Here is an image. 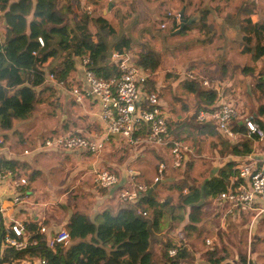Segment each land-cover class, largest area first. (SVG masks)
Instances as JSON below:
<instances>
[{
  "label": "trees",
  "instance_id": "obj_1",
  "mask_svg": "<svg viewBox=\"0 0 264 264\" xmlns=\"http://www.w3.org/2000/svg\"><path fill=\"white\" fill-rule=\"evenodd\" d=\"M33 1L34 3L31 0H20L11 5L5 15L7 27L5 43L0 42V129L2 130H11L14 120L26 119L37 106L40 92L36 89L44 84V65L48 60L60 61V66L48 69L49 74H52L55 82L58 83L67 80L70 73L75 70V59L84 54L89 55L90 69L98 77L109 79L118 74L116 68L110 66L111 52L125 53L131 47L130 39L121 37L112 45L111 52L107 53L105 39L113 36L115 30L102 10H94L86 14L81 7H71L67 4L66 13H63L60 3L64 0ZM121 5L124 7L121 12L123 19L133 15L143 6L140 0L122 1ZM212 10L214 13L217 12L215 9ZM210 12L211 10L202 12L198 23L185 25L180 33L199 30L203 36H208L207 41L211 42V26L206 21ZM70 15L76 17L71 26L68 23ZM171 24L168 29L170 34L179 28L180 21ZM238 34L240 54L250 56L254 63L264 57V25L260 26L249 18H243L238 21ZM37 38H42L44 41V48L40 51ZM34 51L39 53L36 58L32 56ZM132 59L135 65L145 72L154 73L161 64V57L147 44H140L139 50L135 56L132 55ZM181 79L185 90L195 96L196 108L191 119L196 123V113L200 110L211 111L219 100L218 93L215 89H205L207 87L202 85V79H188L184 76ZM254 81L253 90L256 93L257 108L249 118L254 120L264 133V76L259 74L254 77ZM150 93H155L159 98L156 83L152 80L145 84L142 95L147 96ZM142 108L146 106L143 105ZM239 119L243 121L246 118L240 115ZM196 124L198 130H209V135L218 138L214 147L220 157L232 156L248 162L247 157L253 151L252 140H259L255 135L252 139H248L245 125L238 124V121L231 125L232 130L239 134L235 142L224 139L213 122ZM167 126L169 130V120ZM146 134L147 128L142 124L135 136L143 137ZM236 165L235 162L230 161L217 172L216 177L205 181L200 187H189L186 190L191 191L190 195L184 196L182 193L186 181L179 184L165 183L169 187L175 186L174 190L178 193L177 204L174 206L169 207L171 202L169 198L163 201L157 200L155 190L150 197L147 192L141 194L133 204L140 208V212L146 213V216L149 213L150 222L136 214V209H122L115 216L103 212L94 219L79 212L72 213L65 224V230L69 234L67 246L58 245L53 249L48 248L45 239L52 234L44 239L46 233L41 234L39 229L36 232L35 226L27 225L26 232L31 234L33 239L38 240L37 244L30 245L22 251H15L9 247L1 250L0 247V264H38L41 261L45 264H194V252L184 243L174 245L168 242L157 252L150 250L151 231L159 230L161 220L166 214L164 211L166 207H168L167 214H171L169 219L172 222L176 220L178 224L183 223L184 218L182 215L175 218L174 211L188 208L187 223L183 228L194 230L204 221L203 210L206 201L234 187L233 184L231 186V179L238 178ZM21 166L14 161L0 159V173L8 170L12 174ZM182 166L189 167L187 159H184ZM182 166L179 168L181 174ZM142 203L144 208L140 207ZM243 218L247 219L245 216ZM258 218H264V215ZM256 219L251 221L250 225L248 223V229L254 226L255 230ZM171 248L177 249L173 257L168 255V250ZM218 251L217 248L206 252L203 255L204 260L208 264H245L243 257L237 256L229 261L227 255H219Z\"/></svg>",
  "mask_w": 264,
  "mask_h": 264
},
{
  "label": "crops",
  "instance_id": "obj_2",
  "mask_svg": "<svg viewBox=\"0 0 264 264\" xmlns=\"http://www.w3.org/2000/svg\"><path fill=\"white\" fill-rule=\"evenodd\" d=\"M18 1L20 0H0V42L2 44L5 43L7 29L5 15L9 7ZM31 1L34 3L33 0ZM118 1L121 2L122 0ZM162 1L167 10H170V12H182L185 18L194 15L196 10L201 8L208 7L210 10L213 8L216 11L219 10L218 12L220 13L222 11L217 2L219 0ZM224 1L228 2L229 0ZM243 3L244 12L242 13V19L249 18L253 23H257L260 26L264 25V0H245ZM236 8L235 6L234 11ZM213 13V10H211L207 23L212 20ZM224 16L223 14L219 15L220 18ZM58 66H60L59 60H48L44 65L45 78L49 74L48 69ZM155 72L157 74L155 80L156 89L159 91L158 99L164 110L167 113L170 112L171 118L168 119L169 134L170 136L172 135L173 139L189 146L191 149V153L186 155L189 167L182 166V174H178L175 169L170 168L171 156L167 149L148 146H127L118 137H109L115 143L113 145L110 144L108 147L106 146L105 150L98 155L84 151L61 150L44 146L46 139L62 134H76L96 140H102L106 137L98 117L99 107L90 101L83 105H78L70 96L71 87L79 84L83 76L79 62L75 59V70L70 73L66 81L62 83L44 81V84L36 89V91L40 92L38 95L39 102L26 119L14 120L12 130L0 129V138L3 142L0 147V159L14 161L22 165L15 169L12 174H8L7 172H10L8 170L5 171L3 173L4 178L0 180V207L3 210V222L8 224L12 221H19L25 226L33 225L36 232L41 226H44L46 228L45 239L50 234L53 235L65 229V224L72 213L75 212L85 214L94 219L103 212H108L115 216L122 209L140 211V208L134 204L119 201L118 194L120 191L130 190L138 184L146 185L149 188L152 187L155 184L153 180L158 175L160 163L167 165L166 170L162 173L164 176L162 175L163 177H161L160 181L165 179L168 180L166 183L186 181V184H191L195 187H200L205 181L216 177L217 172L228 162H235L237 164L236 167L243 163L242 158L220 157L214 147L218 138L209 135V130H198V125L190 118L192 115L187 116L190 118V123L186 122L187 117L184 118V121L180 118H174L176 108L170 105L166 96L162 95L164 92H161V64ZM180 78L179 76L178 79ZM176 84L177 82L175 81L173 89ZM173 89L172 91H174ZM220 96L221 102L233 106L231 100L225 96L223 98L222 94ZM237 112L242 115L240 111ZM194 126H196L195 129ZM252 147L251 156L255 162V168L259 169L264 164V139L255 140V144L252 142ZM164 155L170 157L168 163L164 161ZM99 168L111 170L110 172L118 177V184L111 189H98L93 186L91 174ZM18 178H24L26 184L14 189L12 181ZM233 180L231 179V181ZM164 185L165 183H160L155 189L157 200L161 201L163 197H169L172 199L171 203L175 204V195L172 193L175 186H166L164 187L165 190H162ZM186 189L188 188L184 187L182 191L184 196L191 194V191L188 192ZM18 194H22L24 200L14 204L13 198ZM215 199L216 197L206 201L203 211L205 216L208 213L211 214L209 216L211 220H221L222 227L226 226L227 221L233 220L235 222V219L243 216L247 217L248 215L251 216L250 221H253L254 217L252 215L254 214L249 211L242 212L240 215L234 213L226 214L230 206L225 203H217ZM140 207L144 208V204L142 203ZM208 208L211 212H209ZM188 212V208L180 210L184 219L183 223L178 224L177 229L186 225ZM222 212H225V214ZM212 214L214 218H212ZM144 219L150 222L147 216ZM171 222L172 220L170 219ZM160 231L161 229L158 230L159 234L157 236L163 234ZM152 232L155 233L156 231L152 229L151 239ZM184 244L189 246L186 240ZM159 249L160 245L152 249L151 240L150 250L157 252ZM199 251H195L194 264H208ZM234 258H237V256Z\"/></svg>",
  "mask_w": 264,
  "mask_h": 264
},
{
  "label": "rangeland",
  "instance_id": "obj_3",
  "mask_svg": "<svg viewBox=\"0 0 264 264\" xmlns=\"http://www.w3.org/2000/svg\"><path fill=\"white\" fill-rule=\"evenodd\" d=\"M122 1L129 2L131 0ZM140 1L143 6L139 7L133 15L128 16L126 19L122 18L123 14L121 15V12L124 7L118 0H111L110 2L109 0H76L70 2L64 0L61 1L60 8H62L63 13H66L67 4L71 7H81L84 12L86 7H89L92 11L102 10L115 30L113 36L105 39L108 47L107 53L111 52L112 45L121 37L130 39L131 47L126 53L131 56H135L140 44H147L153 48L161 57V92H164L162 95L166 96L170 105L176 108L175 119L180 118L184 121L185 117L194 114L196 108V99L193 93L185 90L181 78L177 80L186 71L194 72L196 78L200 80H207L209 87L205 89H215L219 98L222 94L223 98L225 96L231 100L234 108L240 111L242 116L243 114L245 118L253 116L257 108L256 93L253 90L254 77L259 74L264 76V57L254 63L250 56L240 54L238 21L243 17L242 5L245 0L217 1L222 11L220 13L218 10V13H213L212 20H209L210 23L208 24L211 26L210 33L212 34L211 42H208V36H203L199 30L171 35L168 33V29L172 24L169 21L167 22V14L176 13L177 11L170 12V10H167L162 0ZM235 6L237 8L234 11ZM219 13L225 16L220 18ZM75 20L76 17L70 15L68 19L69 26ZM162 24L165 27H162ZM155 80L156 78L152 81L155 82ZM175 81L177 84L173 89ZM167 114L168 118H171L170 112ZM190 118L187 117V123H190ZM191 124L193 123L191 122ZM195 128L196 126H194ZM108 141L107 147L115 143L110 138ZM164 156V161L168 163L170 157L168 155ZM175 170L178 174H181L180 169ZM176 184H179V182ZM183 185L187 188L189 186L190 188L195 187L186 183ZM166 186L164 185L162 190H165L164 187ZM172 193L175 195V204L170 202L169 207L177 204L178 193L175 190ZM163 200H165L164 197L161 201ZM167 210L168 207L164 209L166 214L161 220L159 228L163 234L157 236L158 231H156L158 233L152 232V249H155L157 245H160L161 248L168 242L182 244L186 240L189 244L188 247L193 250L194 254L196 250L201 249L199 253L203 256L212 248H218L219 255H227L229 261L239 256L244 258L245 264H264V218L256 219L254 223L255 230L253 229L254 226L250 230L247 228L248 223L250 225L251 222L249 220L250 215L247 216V219L241 217L235 219V222L233 220L227 221L226 226L222 227L221 220H211V217H209L211 214L208 213V215H204V221L194 230H188L185 227L177 229L179 225L176 220L170 223L169 217L171 214H167ZM208 210L211 212L209 208ZM222 213L225 214V212ZM173 215L178 218L182 213L175 210ZM147 217L149 218V213ZM212 218H214L213 214ZM205 240H210L211 244L207 246Z\"/></svg>",
  "mask_w": 264,
  "mask_h": 264
},
{
  "label": "built area",
  "instance_id": "obj_4",
  "mask_svg": "<svg viewBox=\"0 0 264 264\" xmlns=\"http://www.w3.org/2000/svg\"><path fill=\"white\" fill-rule=\"evenodd\" d=\"M111 0H109L110 2ZM85 12L90 14L92 10L85 8ZM167 18L170 23L179 22L180 13H168ZM162 27H165L164 25ZM39 51L44 48L42 38H37ZM38 51L32 52L33 57H38ZM79 66L82 69L83 76L79 84L71 87L70 96L78 105L86 102H92L99 107V121L101 122L105 139L96 140L76 134L56 135L46 139L44 146L46 148H57L61 150L84 151L93 155L102 153L109 137L116 135L123 140L126 145L130 146H148L165 148L168 150L171 161L170 168H181L186 155L191 153L189 146L175 140L170 136L167 122L168 114L161 106L160 100L155 93L147 96L142 95L145 84L149 80L157 77L156 72H145L135 65L134 59L129 53H119L112 51L110 54V66L115 67L118 74L109 79L98 77L96 73L90 69V58L88 54H84L77 58ZM184 77L195 79L193 72H183ZM55 81L52 74H48L45 82ZM202 85L209 87L207 80L202 79ZM146 108H142V106ZM240 115L237 110L220 99L216 102L211 111H198L195 116L196 123L207 124L213 122L222 137L228 141L235 142L239 138V134L234 132L231 125L234 122H242L245 125L246 137L252 139L253 135L259 140L264 138L263 131L258 127L257 123L246 118L243 121L239 119ZM144 124L147 128V134L144 137H137L135 133L139 131L140 126ZM255 144V140H252ZM3 142L0 138V147ZM167 165L160 163L158 166V175L153 182H159L162 173L166 170ZM237 179L231 182L234 187H230L227 191L221 192L216 196L217 203H225L230 206L226 214L240 215L242 212H252L254 219L264 215V164L259 168H255V162L252 156H248V162H243L236 167ZM11 174L10 172H7ZM4 178L0 173V180ZM237 181V182H235ZM91 182L98 189H111L118 184V177L103 168L96 169L91 174ZM26 184L24 178H18L12 181V186L19 188ZM148 191L146 185L138 184L130 190L120 191L118 200L123 203L133 204L141 194ZM24 197L18 194L13 198V203L22 202ZM136 214L145 217L146 213L136 210ZM40 233L44 234L46 228L41 226ZM27 233L25 225L19 221H12L5 224L3 222V210L0 207V247L12 248L15 251L25 250L28 246H34L38 240L31 237ZM48 248L53 249L58 245L67 246L69 243V234L65 229L58 231L49 238L45 239ZM209 246V240L205 241ZM176 248L168 250L170 257L175 256ZM28 264V263H26ZM38 264H45L41 261ZM242 264V263H239ZM249 264V263H246Z\"/></svg>",
  "mask_w": 264,
  "mask_h": 264
},
{
  "label": "water",
  "instance_id": "obj_5",
  "mask_svg": "<svg viewBox=\"0 0 264 264\" xmlns=\"http://www.w3.org/2000/svg\"><path fill=\"white\" fill-rule=\"evenodd\" d=\"M205 10H210L208 7L207 8H201L199 11L196 12V14L190 16L188 19H185L183 17L182 12L180 13L181 19H180V26L177 30H175L171 35H175V34H179L183 28L185 27V25H190L192 23H198L200 21V17H201V13L204 12ZM239 124L241 125L242 122H239ZM112 137H117L116 135H111ZM168 180H162L159 182H156L152 187H150L147 191V195L150 197L153 193V191L157 188V186L160 183H166Z\"/></svg>",
  "mask_w": 264,
  "mask_h": 264
}]
</instances>
